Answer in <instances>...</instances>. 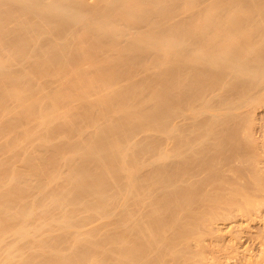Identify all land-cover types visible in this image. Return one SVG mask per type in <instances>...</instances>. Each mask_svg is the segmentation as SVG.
<instances>
[{"label":"bare ground","instance_id":"1","mask_svg":"<svg viewBox=\"0 0 264 264\" xmlns=\"http://www.w3.org/2000/svg\"><path fill=\"white\" fill-rule=\"evenodd\" d=\"M234 218L264 223V0H0V264H264Z\"/></svg>","mask_w":264,"mask_h":264},{"label":"rangeland","instance_id":"2","mask_svg":"<svg viewBox=\"0 0 264 264\" xmlns=\"http://www.w3.org/2000/svg\"><path fill=\"white\" fill-rule=\"evenodd\" d=\"M235 220H237V221H233V219H230V220H217V222H218V224H217V222H216V225L221 229V230H223L224 229V231L226 232L227 231V235H230L231 236V234H233V232H235V234H242V233H246V237H244V240H242L243 242H240V243H238L239 244V247L240 248H244L245 247V245H248L249 244V246L251 245V243L253 244V242H248V240H250L249 239V235L250 236H252V235H254L256 232H258L259 230L261 231V229L263 230L264 228V223L261 221H259V220H256V222L254 221V223H251V224H249V222H247L246 220H243V218H238V219H236V218H234ZM242 219V220H241ZM239 220V221H238ZM225 221V222H224ZM229 221V222H228ZM259 221V222H258ZM222 222V223H221ZM238 222V223H237ZM232 223V224H231ZM248 223V224H247ZM237 226L236 228H234V226L235 225ZM238 224L240 225V226H238ZM220 225V226H219ZM242 226V227H241ZM243 226H244V228H243ZM246 226H248V227H246ZM249 226H250V228H249ZM223 228V229H222ZM235 230H234V229ZM239 228H243L245 231H243V229H239ZM246 228H249V229H246ZM261 228V229H260ZM231 229V230H230ZM232 229L234 230V231H232ZM238 230H240V231H238ZM223 231V232H224ZM228 231H229V233L230 234H228ZM237 232V233H236ZM240 232V233H239ZM248 232H250L249 233V235H247L248 234ZM255 232V233H254ZM246 239H248V240H246ZM248 243V244H247ZM243 244V245H242ZM256 243H254L253 244V246L252 247H256V248H252V249H254V251H258L259 250V246L256 244ZM241 246H243V247H241ZM258 249V250H257Z\"/></svg>","mask_w":264,"mask_h":264}]
</instances>
